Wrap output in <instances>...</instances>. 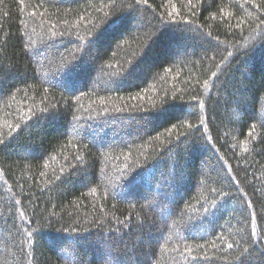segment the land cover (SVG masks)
Returning a JSON list of instances; mask_svg holds the SVG:
<instances>
[{"label": "trees", "instance_id": "1", "mask_svg": "<svg viewBox=\"0 0 264 264\" xmlns=\"http://www.w3.org/2000/svg\"><path fill=\"white\" fill-rule=\"evenodd\" d=\"M126 6L0 0V264H235L251 240L264 250V0H147L152 27H114L79 90L50 87L69 40Z\"/></svg>", "mask_w": 264, "mask_h": 264}, {"label": "snow or ice", "instance_id": "2", "mask_svg": "<svg viewBox=\"0 0 264 264\" xmlns=\"http://www.w3.org/2000/svg\"><path fill=\"white\" fill-rule=\"evenodd\" d=\"M116 0H114V3ZM147 0H127V6L125 8L124 13H122L121 17L119 19V23H117L116 20L109 21L108 24H106L102 29H100L97 33L95 34H90L91 38H86V37H80L77 36L74 39L69 40V44L73 45L72 49V55L71 59H66L61 55V63L55 73V79L54 80H47L46 82L49 84L50 87H62L68 92H74L79 90L78 84L79 80L77 79V74L76 70L79 68L86 60L88 56L91 55V50L93 47L97 45L101 37L108 32L109 30H112L114 27H119L121 25H129L128 27H124V30L121 32V35L124 34H130L132 29L135 28L138 31H142L145 28L152 27L151 21H148L145 19L143 12L147 11V9L144 7L146 5ZM191 3V0H190ZM137 13H141L139 16H137ZM163 24L164 22L161 21ZM186 24H190V21H186ZM264 23V21H262ZM179 27V25H172L168 24L166 27ZM184 30H189V29H184ZM195 31L199 32L200 29L198 27L194 28ZM53 35H56V33H53ZM60 35H63L61 33ZM210 35V34H209ZM264 35V33H262ZM220 42L217 41L215 45H211L214 48L219 47ZM55 47L54 44H49L47 48L51 49ZM56 53L59 54V49H56ZM35 55H43L45 58H47V51L46 50H41L40 52L35 53ZM231 55V53H229ZM140 64V61L137 60L131 64V67L126 71V73L121 74L123 78H126L128 76H131L133 73L137 71V68ZM220 65H217V68H219ZM43 65H40L39 69L37 70L36 73V78L40 79L43 75L42 73ZM11 71V69H9ZM4 72V66L2 63H0V74ZM212 77H215L218 79L216 73H212ZM211 79V77L209 78ZM205 85L208 84V80L204 81ZM215 82L213 81V84ZM119 87V85H117ZM48 88H45L44 91L45 93L48 92ZM132 99H136V97H132ZM193 101H196V97H193ZM199 103L203 104V101H200ZM191 107H195V104L190 105ZM52 107H56L55 105H52ZM44 111H48L47 108H45ZM119 111V109H118ZM191 115V113H189ZM76 119H79V117H76ZM204 121L201 120V124H203ZM189 128H196V131H199V127L197 125H188ZM76 129H73V132L75 133ZM181 135H184L181 133ZM75 160L80 161V157L76 156L74 157ZM140 175V173H137L136 176H133L131 179L135 180L137 177ZM59 179V178H58ZM208 179H212L209 177ZM131 182V181H130ZM214 183L216 181H213ZM213 192H216L218 195H222L223 197H229L231 195L230 192H221L220 189L213 188L211 189ZM216 200L213 199L211 201V204H215ZM210 209H206L205 211H209ZM23 216V214H21ZM255 233H252V236H255ZM70 240V238H67ZM248 239H251L250 237ZM74 243V241H72ZM245 243H247V240H245ZM261 241L259 239H254L251 240V243L249 244L248 247H245L243 251L240 252V254L236 257L235 259V264H253V260L250 259L252 256V253L255 252L257 253V257L259 256H264V250H261L260 248ZM239 242H237L235 245L233 243H228L227 248L228 249H233L234 247H238ZM200 247H203L201 245ZM213 247H215V244H213ZM112 264H118V261L113 260ZM145 264H150V262H145Z\"/></svg>", "mask_w": 264, "mask_h": 264}]
</instances>
